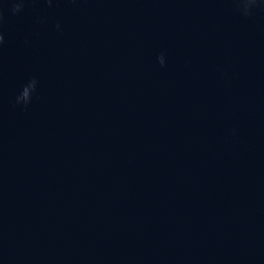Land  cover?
<instances>
[{
    "label": "water",
    "instance_id": "water-1",
    "mask_svg": "<svg viewBox=\"0 0 264 264\" xmlns=\"http://www.w3.org/2000/svg\"><path fill=\"white\" fill-rule=\"evenodd\" d=\"M11 8L0 264H264V0Z\"/></svg>",
    "mask_w": 264,
    "mask_h": 264
},
{
    "label": "clouds",
    "instance_id": "clouds-1",
    "mask_svg": "<svg viewBox=\"0 0 264 264\" xmlns=\"http://www.w3.org/2000/svg\"><path fill=\"white\" fill-rule=\"evenodd\" d=\"M48 2L51 3V0H48ZM257 2H258V0H234V3H236L238 6H242L245 14H248L249 9L252 6L256 5ZM11 3H12L11 12L13 14H16L22 10L23 0H20V2H16V0H11ZM0 18H2V11H0ZM57 27H59V26H57ZM2 42H3V36H2V34H0V43H2ZM162 58H163V56L159 57L161 65H163V63H164ZM35 88H36V81H35V79H33V80L29 81L28 84H26L22 88L20 95L17 96V98H16L17 103H19V100L21 97H23L27 100V103H25V105L30 103V101L32 99V93L35 91Z\"/></svg>",
    "mask_w": 264,
    "mask_h": 264
}]
</instances>
